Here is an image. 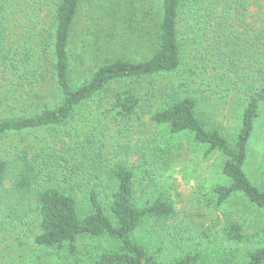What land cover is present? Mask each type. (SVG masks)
Here are the masks:
<instances>
[{
	"label": "trees",
	"instance_id": "1",
	"mask_svg": "<svg viewBox=\"0 0 264 264\" xmlns=\"http://www.w3.org/2000/svg\"><path fill=\"white\" fill-rule=\"evenodd\" d=\"M50 8L53 20L47 25L42 13ZM83 9L91 14L84 36L96 41L102 33L107 44L97 45L103 56L87 77L77 79L72 59ZM136 13L143 17L133 20ZM181 28L188 32L185 44L193 54L190 80L207 75L199 84L203 95L218 89L223 104L226 96L235 97L239 124L231 139L202 119L198 99L185 83L178 89L152 86L145 93L136 87L139 81L179 72L185 46ZM118 31L127 32L128 39L138 32L136 42L150 39V46L137 57L122 53L110 43L122 37L112 34ZM38 36L37 55L33 42ZM138 50L126 49L130 55ZM91 104L112 117L120 133L148 115L159 139L134 128L139 137L118 145L112 162L105 146L98 145L101 138L86 132L89 122L79 119ZM263 116L264 0H0V141L58 130L51 140L22 141L0 154V231L34 228L33 243L65 251L70 264H161L157 253L134 236L145 223L165 233V223L176 215L164 192L149 189L169 166L172 146L163 136H189L206 147L207 155L224 158L228 184L213 189L217 205L238 196L264 210V187L254 186L244 173ZM77 121L82 126L73 132ZM130 155L134 162L127 160ZM245 238L239 224L228 222L222 240L212 242L218 263L264 264V245L242 250L238 245ZM80 240L90 241L82 254L76 252ZM199 261L198 253L189 252L171 264Z\"/></svg>",
	"mask_w": 264,
	"mask_h": 264
},
{
	"label": "rangeland",
	"instance_id": "2",
	"mask_svg": "<svg viewBox=\"0 0 264 264\" xmlns=\"http://www.w3.org/2000/svg\"><path fill=\"white\" fill-rule=\"evenodd\" d=\"M50 10L51 8L42 13L43 22L47 25L52 23L53 20ZM89 16H91L90 12L88 13L86 9H83L80 11L76 21L75 30L78 35L74 43L75 49L72 63L74 67L73 77H77V79L87 77L88 70L90 71L93 68V65L98 62V58L101 55L103 56V53L96 51L97 45L105 46L107 44L102 33L99 34L96 41H94V36L92 35L84 36L86 35V30H88L87 20H89ZM136 17L140 20L143 16L141 13H136V16L132 19L135 20ZM92 18L98 19L97 16H92ZM96 19L95 22L98 23ZM143 24L144 26H149L150 22L148 20L147 23ZM95 29L92 28V30ZM38 32L40 33V30ZM117 33L122 37H118V40H110L112 47L116 46L118 51L121 47V52L128 53L127 55L129 56L137 57L139 52L150 46V39L148 42L144 40L136 42L138 32L131 33L132 39H128L126 37L127 32L124 31L112 34L116 36ZM187 37L188 32L185 28H181L180 40L182 45H185L183 49L184 62L177 74L139 81L136 87L142 93H145L152 86L155 88L168 86L171 89H178L180 84L185 83L198 99L199 112L202 114V119L210 127L219 128L227 138L231 139L235 136L239 124L236 118L238 115L235 112L238 106L234 104L235 102L233 103L235 97L232 95L226 96L224 99L226 103L223 104V97L221 98V93L218 89H214L211 92L205 91L207 96L203 95L204 87L202 86L201 88L199 84L205 82L207 75L199 74L193 80H190L191 78L187 71L192 67L193 54H191L190 46L185 44ZM11 38L16 40L13 35ZM39 40L40 36L33 42L37 55L40 53ZM97 42L98 44H96ZM83 46L87 47L83 50ZM127 48L139 50L136 54L130 55V52L126 51ZM131 52L135 53L134 50H131ZM77 53H79L80 57L79 55L77 56ZM104 100L105 98H103ZM92 106L93 104L90 105L88 110L83 111L79 119H86L89 122L90 129L86 130V132L89 135L92 133L97 135L96 137L101 138L98 145L105 146V153L109 159H112V162H115L113 155L119 150L118 145H122L123 142L128 143V141L132 144L139 137V134L132 132L134 128L135 130L138 128L141 131H148L151 138L153 135H157V130L150 124L148 115H140V119L133 122L132 130L127 128V130L120 133V129L118 128L119 131L117 130L112 117H108L107 114L103 115L102 111ZM81 126L80 121L74 122L73 132ZM57 131V129L36 131L31 134L25 133L20 136L4 138L0 141V154L9 151V146H18L17 143L22 141L33 143L37 138L51 140V137L55 136ZM163 139L169 140L172 146L169 166L162 174V178L157 175L159 177L158 180L153 182L152 185L150 184L151 187L149 189L151 194L158 191L164 192L173 202L176 215L165 223L167 228L165 233L159 230V227H154L151 223H145L135 234V239L147 245L150 253H157V258L161 264H171L172 261L182 256V254L189 252L198 253L200 256L199 264H219L218 258H216V249L212 242L213 239L215 241L222 240V229L230 221L239 224L242 233L246 237V242L243 245H238L240 249L247 250L258 242L264 245V210L252 206L238 196L232 198L224 205L219 206L216 204L213 189L217 185L228 184V180L222 174L224 158L218 153L207 155L206 147L198 146L191 137L186 135H179L173 138L163 136ZM248 149L249 155L244 166V173L248 175L254 186L263 188L264 116L256 124L255 135ZM124 156L123 154L118 158L123 159L125 158ZM127 160L134 162L136 159L130 155ZM142 174L138 172L137 175L141 178ZM143 184L146 185L145 182ZM79 198L82 199V195ZM79 205L81 207L80 203ZM6 227L0 231V264H70L72 261L63 250H46L37 247L33 243L34 228L20 226L16 229H6ZM88 245H90V241H78L76 243V252L82 254L88 250L85 249Z\"/></svg>",
	"mask_w": 264,
	"mask_h": 264
}]
</instances>
